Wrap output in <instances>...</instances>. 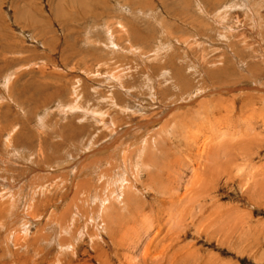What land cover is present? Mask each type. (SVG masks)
Returning a JSON list of instances; mask_svg holds the SVG:
<instances>
[{
	"label": "rangeland",
	"instance_id": "374dc122",
	"mask_svg": "<svg viewBox=\"0 0 264 264\" xmlns=\"http://www.w3.org/2000/svg\"><path fill=\"white\" fill-rule=\"evenodd\" d=\"M6 202L0 264H264V0H0Z\"/></svg>",
	"mask_w": 264,
	"mask_h": 264
},
{
	"label": "bare ground",
	"instance_id": "6f19581e",
	"mask_svg": "<svg viewBox=\"0 0 264 264\" xmlns=\"http://www.w3.org/2000/svg\"><path fill=\"white\" fill-rule=\"evenodd\" d=\"M115 35V34H114ZM112 44H115V43H113L112 42ZM115 75V74H114ZM116 76V75H115ZM118 77V76H117ZM9 80V79H8ZM118 81V80H117ZM8 83V82H7ZM221 122V121H220ZM20 157V156H19ZM136 163V162H135ZM138 163V162H137ZM7 203V202H6ZM102 203V202H101ZM9 209V207H8V203H7V205L6 204H0V214L1 213H3L4 211H6V210H8ZM31 217H33V216H31ZM30 218V217H29ZM15 221V220H14ZM13 222V221H12ZM50 223H52V222H50ZM4 226V225H3ZM9 226H11V224H9L5 229H3V230H6V229H8L9 228ZM57 226V225H56ZM55 226V227H56ZM54 230H56V228H54V227H52ZM25 232V231H24ZM57 232V231H56ZM56 232H54V231H52V233H51V237H52V240L54 239V237H55V234H56ZM11 235V234H10ZM20 235V234H19ZM17 233H15V234H12L11 235V237L8 235V236H6V238L4 239V243H5V249H7V251H8V254L6 253V257L8 258V259H10L11 261H12V264H14L13 262H15V260H16V257L15 258H12V256L15 254V252H17V248H19V247H21L22 246V248L24 247V246H26V243H27V241L28 240H26V242H25V239H22L20 236H19ZM41 235V234H40ZM45 235V234H44ZM26 237V236H25ZM51 237H50V239H51ZM23 238H24V236H23ZM27 238V237H26ZM43 238V237H42ZM34 239V238H33ZM49 240V239H48ZM30 241H32V240H30ZM54 241V240H53ZM53 241H51L52 243H53ZM44 242V241H43ZM60 242V241H59ZM41 243H42V241H41ZM44 243H46V241L44 242ZM43 243V244H44ZM50 243V242H49ZM34 245V244H33ZM52 245V244H51ZM54 246H55V243L53 244ZM31 246V245H30ZM46 246H48V245H46ZM53 246V247H54ZM28 247V246H27ZM21 248V249H22ZM63 248H64V246H63ZM24 249V248H23ZM33 249V248H32ZM21 259V258H20ZM19 258H18V260H19V262H21V263H24V261H22V260H20ZM9 261V260H8ZM10 262V261H9ZM17 262V261H16ZM5 263V262H4ZM3 264V263H2ZM7 264V263H6Z\"/></svg>",
	"mask_w": 264,
	"mask_h": 264
}]
</instances>
